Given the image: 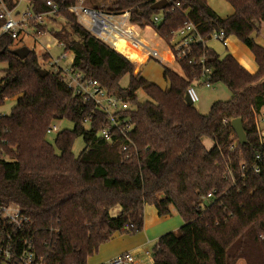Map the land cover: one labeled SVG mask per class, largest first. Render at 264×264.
Wrapping results in <instances>:
<instances>
[{"label":"trees","instance_id":"16d2710c","mask_svg":"<svg viewBox=\"0 0 264 264\" xmlns=\"http://www.w3.org/2000/svg\"><path fill=\"white\" fill-rule=\"evenodd\" d=\"M46 1L26 0L35 14L50 10ZM50 1L57 6L53 17L64 22L57 29L43 24L36 30L60 42L62 53L72 54V69L129 104L120 116L128 115L132 128L126 138L103 139L99 131L109 123L107 115L74 94L59 73L45 69L40 76L34 50L24 58L11 54L15 39L0 33V62L6 63L0 104L15 98L9 114H0V204H13L30 218L26 233L42 262L62 264L69 226L68 264H86L101 242L141 231L145 206L151 205L159 217L173 208L182 224L157 238L150 264H235L238 259L264 264V161L258 173L249 169L264 147L250 122L243 123L246 141L230 147L237 139L230 120H244L264 103V47L251 37L264 21V0H225L233 11L223 18L205 0H169L161 10L151 8L155 0H83L92 8L127 11L140 28L161 13L154 31L164 41L192 23L203 36L222 30L247 47L254 72L228 52L219 56L207 45L197 47L195 55L211 67L212 82L222 83L230 95L213 101L205 114L184 100L198 66L179 60L182 75L163 67V89L76 21L68 11L75 0ZM18 2L0 0L7 10H15ZM48 57L43 52L41 60ZM56 120L71 122L72 129H62L49 143L45 134ZM78 136L84 146L74 156ZM124 142L126 153L120 150ZM66 205L71 217L63 228ZM115 207L119 212L112 216Z\"/></svg>","mask_w":264,"mask_h":264},{"label":"built area","instance_id":"2783aa9c","mask_svg":"<svg viewBox=\"0 0 264 264\" xmlns=\"http://www.w3.org/2000/svg\"><path fill=\"white\" fill-rule=\"evenodd\" d=\"M167 1L169 2V0ZM46 4L50 7L48 12L35 14L28 7L20 12L7 10L0 3V20H2L0 33H7L13 39H17L21 33L29 32L36 41H39L45 49H48L49 44L55 39L47 32H39L35 28L36 25H43L44 20H47L49 15L54 16L57 6L50 0L46 1ZM175 5H178V2ZM68 11L92 36L116 50L126 59L132 62H147L150 59H154L159 63L167 61L155 47L150 46L148 41L144 39L141 28L130 22L127 11L113 13L92 8L86 6L83 0H75L68 7ZM162 19V14L156 13L151 17L150 25L145 27L154 31V28L160 24ZM28 26L34 31L30 32ZM226 38L227 36L222 30L203 36L192 23H188L165 41L169 61L179 63V60H183L191 67H199L197 75L191 79L185 91L192 103L199 98L198 88H212L215 84L211 80V67L206 64L203 56L195 55L197 47L207 45L209 40L219 42L225 46L227 45ZM119 41L124 43L120 50L116 48ZM55 42L62 47L60 42L56 40ZM64 54L62 53L61 57ZM46 64L49 69L60 74L74 94L81 96L84 101H92L98 110L107 115L109 123L99 131V135L103 139L110 142L115 135H121L125 138L128 136L132 123L128 115L120 116L121 112L130 109L128 103L116 96L107 94L96 80L85 79L81 72L72 69L69 64L60 66L56 59H51L50 55L46 60ZM223 122H226V120L224 119ZM246 122H250L254 126L258 144L264 147V103L257 110H253L252 115L246 117L242 124ZM51 126L53 125H50L47 132L52 130ZM236 142L237 139L230 147L233 148ZM120 150L123 153L127 152L128 145L126 142L121 144ZM126 156L127 154H125ZM262 161H264V151L253 156L249 169L254 173H258ZM240 169L241 171L244 170L245 164H241ZM210 195L209 193L207 196L210 197ZM29 222L30 218L17 206L0 204V264H44L41 257L34 250L30 237L26 233ZM145 254L148 255V252L145 251ZM138 262V257L133 252L124 251L113 256L104 264H137Z\"/></svg>","mask_w":264,"mask_h":264},{"label":"rangeland","instance_id":"374dc122","mask_svg":"<svg viewBox=\"0 0 264 264\" xmlns=\"http://www.w3.org/2000/svg\"><path fill=\"white\" fill-rule=\"evenodd\" d=\"M86 6H88V5H86ZM25 7H26L25 0H20L16 11L21 12L22 10H25ZM63 22H64L63 18H61L59 16L53 17L51 15L48 16L47 20H44V24L47 27L53 28V29L59 28ZM28 28H29L30 32L34 31V29H32L30 26H28ZM142 35L146 40H148V43L150 44V46L155 47L160 53H166V49H167L166 42L155 31H153V29H150V28L145 29L143 31ZM231 38H232L231 42H233V44H235L234 46L236 48H238L240 51H242L243 62L244 63H248V62L253 63L252 54L249 51V49L247 47H245L235 36L232 35ZM211 44H212L211 46L217 52L222 53L223 51H225L223 49V46H221V44H219L217 42H212ZM22 45H25L29 49L34 50L36 52V54L39 55L40 62H41L40 64H41L42 68H44V69H49V67L46 64V60L45 61L41 60V55L43 52L48 51L51 59H53V60L56 59L58 65H60V66L68 65L69 62L71 61V58H72V54L69 52H66L64 54V56L61 57L62 47L58 43H56L55 41H52L48 46L49 48L45 49L43 47V45H41L39 43V41H36L33 38V35L30 34L29 32H23L18 36L17 39H15L14 46L18 47V46H22ZM236 51H237V49H236ZM5 67H6V63L0 62V78L5 74V72H4ZM163 67H168V68H170L176 72L183 74V70L180 67L178 62L170 61V64L164 63V62L159 63L158 61H156L154 59H150L149 61H147L146 63H143V64H141V63L134 64V72L136 73L139 71L140 75L143 76L145 79L157 84L159 87L164 89L165 87H167V81L164 80V78L162 77ZM198 95H199V98L197 101H195L193 103V105L200 113H201V111H208L209 105L212 101L226 100L230 96L226 87L220 82L215 83L212 88H202V87L198 88ZM14 103H15L14 97L6 98L3 101V103L0 104V114H9L10 109L14 105ZM242 122H243V120H242ZM85 124H86V122H85ZM51 125H53L54 127L51 126L52 130L45 134V139L49 143H53L56 134L59 131H61L62 129H72V123L67 121V120H56ZM203 144L207 148L212 146V142L210 140H207V139H203ZM83 146H84V142H83L82 137H80V136L76 137L73 141V145H72V149H71L73 155L77 156V154L82 150ZM68 207H69V205H66L67 210H65V211L67 212L68 217L66 215L65 220H64L65 223H67L68 219L70 221L69 217H71V212L68 211L69 210ZM118 212H119V207H115L112 210H110V214L112 216L116 215ZM147 214H148V211H147ZM147 214H146V217H147ZM176 218H178V215L175 213H172V215L171 214L168 215V218L166 219V221H164L165 226L169 227V228H167L166 231L175 230L178 228V225L176 224L177 223ZM163 229H165V228H163ZM140 232L141 231L133 233V234H131V233H116L110 239L101 242L98 245L97 250L92 252L90 255L87 256L86 264L104 263L109 258H111L113 256V254L120 251L121 247L126 245V242H131L132 239H135L136 237H138ZM153 245H154L153 241H151V242L145 241V243L141 244L136 251H133V252H135L134 254L136 255V257H138L139 262L137 264H150L151 263V251H152ZM145 251L148 252V255L145 254ZM64 257H65V255H64ZM64 257L60 259L62 264L65 263Z\"/></svg>","mask_w":264,"mask_h":264},{"label":"crops","instance_id":"0c3cea01","mask_svg":"<svg viewBox=\"0 0 264 264\" xmlns=\"http://www.w3.org/2000/svg\"><path fill=\"white\" fill-rule=\"evenodd\" d=\"M205 1H206V4L221 18L230 15L232 13V11H233L232 7L225 0H205ZM19 2H18V4H19ZM18 4H17V6H18ZM25 4H26L25 8H27L28 6H27L26 0H25ZM17 6H16L15 10H17ZM145 29H149V28H147V27L141 28V34H143V31ZM231 37H232V35L227 36V38H226L227 45H225V46L221 45V46H223V49L225 50L222 53L217 52L211 46L212 45L211 43L212 42H216V41L209 40L208 43H207V46L211 47L219 56L224 55L226 52L230 53L244 68H246L250 72H254L256 70V65L254 63V60H253V63H251V62L244 63L243 60H242L243 53H242V51H240L238 48H236L234 46L235 44H233V42H231L232 41ZM251 37L253 38V40L256 43H258L259 45L264 47V21L261 23V27H260L259 32H257V33L256 32H252L251 33ZM146 41H148V40H146ZM217 43H219V42H217ZM235 48L237 49V51H236ZM161 54L165 57V59H167V61L164 62V63L170 64L169 54L167 52L166 53H161ZM252 58H253V56H252ZM137 63L143 64V63H146V62H142V61L134 62V64H137ZM179 74H181V73H179ZM211 103H210V105H211ZM210 105H209V107H210ZM208 110H209V108H208ZM207 112L208 111H201L202 114H205ZM147 211H148V214H147ZM172 213H175V214L178 215V213L173 208H171V215H172ZM146 214H147V217H146ZM167 218H168V216H163V217L157 216L154 207L151 206V205H146L145 209H144L143 228H142L141 232L139 233V236L136 237L135 239H132L131 242H126V245L122 246L121 250L116 252L115 254H113V256H115V255H117V254H119L121 252H124V251H131V252L136 251L141 244L145 243V241H148V242L153 241L155 243L157 238L163 232H165L167 230V228H169V227L165 226V222H164V221H166ZM176 220H177L176 224L178 226H180L182 224V219H181V217L179 215H178V218H176ZM62 227L64 228V218L62 219ZM163 228H165V229H163ZM62 230L60 231V233L62 232ZM69 248H70V239H69V226H68L67 241H66L65 247L62 244L63 256H64V251H65V257H64V262L65 263L64 264H68L69 263ZM133 253H135V252H133ZM61 257H62V255H61ZM59 258H57V260ZM104 263H98V264H104ZM235 264H245V262H244L243 259H238Z\"/></svg>","mask_w":264,"mask_h":264},{"label":"water","instance_id":"95a60500","mask_svg":"<svg viewBox=\"0 0 264 264\" xmlns=\"http://www.w3.org/2000/svg\"><path fill=\"white\" fill-rule=\"evenodd\" d=\"M168 4L167 0H155L151 8L154 10H161ZM11 54L17 56L18 58H24L29 53V48L25 45L15 47L10 50ZM40 76H44L46 74V70L43 68L36 69ZM184 100L187 104H192L191 100L189 99L188 95L185 93ZM230 126L232 131L235 133L237 137V142L239 144H243L246 141L245 133L243 130L242 120L240 118H233L230 120Z\"/></svg>","mask_w":264,"mask_h":264},{"label":"bare ground","instance_id":"6f19581e","mask_svg":"<svg viewBox=\"0 0 264 264\" xmlns=\"http://www.w3.org/2000/svg\"><path fill=\"white\" fill-rule=\"evenodd\" d=\"M123 44H124V43H123L122 41H119V42L116 44V48H117L118 50H120Z\"/></svg>","mask_w":264,"mask_h":264}]
</instances>
